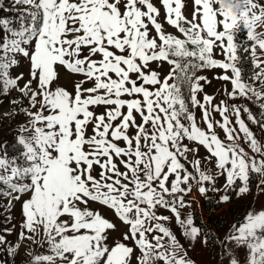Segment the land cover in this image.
<instances>
[{
    "label": "snow or ice",
    "instance_id": "6c2138e0",
    "mask_svg": "<svg viewBox=\"0 0 264 264\" xmlns=\"http://www.w3.org/2000/svg\"><path fill=\"white\" fill-rule=\"evenodd\" d=\"M4 12L19 15H0V264H195V241L216 264H264V204L222 235L183 214L196 194L264 193V0Z\"/></svg>",
    "mask_w": 264,
    "mask_h": 264
},
{
    "label": "rangeland",
    "instance_id": "374dc122",
    "mask_svg": "<svg viewBox=\"0 0 264 264\" xmlns=\"http://www.w3.org/2000/svg\"><path fill=\"white\" fill-rule=\"evenodd\" d=\"M0 3L3 4V7H10L11 6V0H0ZM0 15L7 16L10 19H17L19 14L17 12H4V13H0ZM169 31H172V29L169 28ZM203 74L206 75L208 77V79L211 81L210 84H205V91L208 94H215L218 90H221L223 88L224 82L219 81V80L214 78L215 75L217 74V72L207 71ZM218 118L219 117H217V119ZM2 138L11 140V138H12L11 137V131L8 129H5L3 134H2ZM256 183H257V181L254 183V189L250 195L244 194L241 197H237L236 194L234 193L233 194L234 200L231 203L225 204L218 209H216L215 207H212L211 208V210H212L211 214L205 209V207L203 205V199L210 197L214 201H218L219 196L222 195L223 193L209 192L207 197H201L198 194L193 195V196L188 198L189 200H191V206L186 208L184 210L183 214L185 216H187L188 214H191L193 217V210H192V208H193L194 213H196V215L198 216V218L200 219V221L202 223L208 222V219L212 216L214 218H216L215 216H217V215L226 214V220L229 223H231V222H233V219L230 217V215L227 216V209L228 208L238 209L242 204H245L249 200H253V199H254V201L252 202L251 207H253V206L259 207L261 204H264V193L259 192V190L255 186ZM256 189H257V191H256ZM3 215H4L3 211L0 210V217H2ZM12 215L14 217L13 223L17 222L20 219L19 205H17L16 208L13 210ZM211 231L215 232L214 227L211 228ZM224 232L225 231H221L219 234L222 235ZM9 239H12V237H9ZM189 256L191 257V259L193 261H195V264H216V262L212 256V253L210 252L209 245H208V247H204L201 245V243L199 241H195L191 245H189ZM7 259H9V261H11L10 257H7ZM22 259H23V250H22L21 256L17 258V264H20V261Z\"/></svg>",
    "mask_w": 264,
    "mask_h": 264
},
{
    "label": "trees",
    "instance_id": "16d2710c",
    "mask_svg": "<svg viewBox=\"0 0 264 264\" xmlns=\"http://www.w3.org/2000/svg\"><path fill=\"white\" fill-rule=\"evenodd\" d=\"M256 182V180L254 179L251 185V191L250 193H248L249 195L252 193L253 189H254V183ZM235 192H230V196L231 199L229 202L226 203H217V201H214L212 198H204L203 199V205L205 207V209L211 214V208L215 207L216 209L222 207L225 204L231 203L234 200V194ZM253 200H249L247 203L242 204L238 209L235 208H228L227 209V216L230 215V217L232 219L241 216L242 213H244L248 208L251 207ZM216 218H214L213 216L210 217L208 219V222L206 223H202L200 221V219L198 218V216L196 215V213L193 212V219L194 221L202 227L204 232H211L213 234H217L220 233L221 231H226V227L228 224H230L227 220H226V214H220L215 216ZM214 227L215 232L211 231V228ZM209 248H210V252L212 253V256L216 262V256L214 255L215 253V249L212 248L211 244H209Z\"/></svg>",
    "mask_w": 264,
    "mask_h": 264
},
{
    "label": "crops",
    "instance_id": "0c3cea01",
    "mask_svg": "<svg viewBox=\"0 0 264 264\" xmlns=\"http://www.w3.org/2000/svg\"><path fill=\"white\" fill-rule=\"evenodd\" d=\"M256 191H257V189H256ZM253 201H254V199H253Z\"/></svg>",
    "mask_w": 264,
    "mask_h": 264
}]
</instances>
